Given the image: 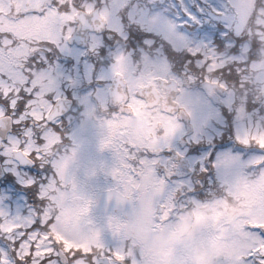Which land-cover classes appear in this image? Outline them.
<instances>
[{"label": "snow or ice", "instance_id": "6c2138e0", "mask_svg": "<svg viewBox=\"0 0 264 264\" xmlns=\"http://www.w3.org/2000/svg\"><path fill=\"white\" fill-rule=\"evenodd\" d=\"M104 7V0H95L93 8ZM49 10L69 17L61 27L59 45L40 42L24 62V83L0 89V117L7 125L0 132V264H198L199 255L222 233L231 246L213 257L211 264H264V215L259 214L264 212V193L250 215L247 206L228 192L229 182L260 179L264 143L242 144L234 132L241 151L217 150L214 155L211 149H204L215 139L211 135L215 125L222 119L227 122L225 110L236 115L228 102L230 90L244 92L246 111L264 116V104L248 95L244 80L254 65L264 62V0H252L250 5L248 0H178L171 7L158 0H129L117 11L121 31L79 29L78 21L71 17L84 10L83 0H47L44 7L28 8L19 15L21 19L44 16ZM241 23L243 27H238ZM8 37L11 46L18 43L11 33ZM53 50L73 61L90 54L95 62L82 82L67 76L66 71L53 72L64 79L45 98L54 104L58 92L62 93L66 107L54 119H37L31 110L41 91L34 84L37 75L50 67L72 70L48 59ZM77 51L80 56L75 55ZM122 54L135 68L133 76L150 74L157 87L167 91V103L173 110L148 106L177 119L175 136L159 148L133 142L135 138L127 133H117L113 142L101 139L95 131L92 117L100 115L103 106L98 94L108 86L104 70ZM65 79L71 85L80 83L83 100ZM0 80H8L7 74L0 73ZM135 95L148 100L140 92ZM206 106L215 114L204 120ZM113 113L135 120L119 104L107 105L106 119L111 120ZM49 131L57 140L45 152ZM105 131L111 136L110 129ZM156 131L163 133V129ZM29 141L35 147L23 155ZM228 157L247 162L243 176L228 168ZM63 164L75 171L69 185L60 180L59 165ZM125 167L131 186L120 176ZM53 182L57 189L72 191L78 198H69L63 207L57 205L52 199L55 191L45 194ZM86 184L91 185V193L81 192ZM219 200L241 210L215 221L204 219ZM65 211L67 222L58 227ZM77 213L90 226L87 245L78 240ZM14 217L30 222L14 221L15 227H5V221ZM236 219L245 221L242 234L232 231ZM141 222L146 224L143 233L124 230ZM162 229L164 239L157 241ZM170 244L176 246L174 254H158V249L166 250Z\"/></svg>", "mask_w": 264, "mask_h": 264}, {"label": "flooded vegetation", "instance_id": "af4514ba", "mask_svg": "<svg viewBox=\"0 0 264 264\" xmlns=\"http://www.w3.org/2000/svg\"><path fill=\"white\" fill-rule=\"evenodd\" d=\"M1 1V0H0ZM5 4L3 6H6L9 8V5L11 7V20L3 21V14L5 9H0V67H1V60H4V54L8 55L7 52H4V49H9V37L8 34L11 33V39L18 41V43L15 44V49L17 52H12L13 59L11 60V63H9L10 67L6 68H0V73L7 74V77H12L14 74V77L17 76H23V81H19L18 84H23L24 81L27 79L24 70L23 65L24 62L27 60L28 56L31 55V53L34 51V49L40 45V42L42 41H51L57 45H59L60 38H61V27L66 24L69 20V17L66 15H58L54 10H49L44 17H47L48 14H54L59 17L58 20L53 19V23H56V25H49L48 23L52 22H44L46 24L45 27H54V33L55 35L52 37H40L36 38V36L32 37L30 39L28 36H20L19 32L21 31H29L33 32V28H35L36 20L31 19L30 16L32 15H25L23 18L25 20H20L21 23H19L20 13L24 12L28 8H41L44 6L42 4L41 6L33 5L32 1L25 0L23 4L21 5V9L18 8V3L16 0H4ZM109 4L110 0H104ZM8 2V3H6ZM10 3V4H9ZM95 3V0H83L84 4V10L86 12H91L96 10L93 8V4ZM46 5V4H45ZM1 6V5H0ZM1 6V7H3ZM106 7V6H105ZM98 9V12L101 17L105 19V26L104 28H112L116 31H121L122 26L120 25V28H117V26H113L111 23V16L113 15L112 12L107 11L106 9ZM77 12H74L71 19H75V15ZM35 17V16H34ZM14 19V20H13ZM32 23L27 28L25 27V23ZM78 26V25H77ZM38 27H40L38 25ZM85 28L90 29L93 32L99 31L100 29H103L101 25V20L97 17H89L87 24L85 25ZM84 28V29H85ZM7 36L8 42H5V37ZM39 37V36H38ZM20 38L25 39L24 41H21ZM143 38V37H142ZM139 43V42H137ZM11 49H13V46H11ZM24 50L27 53V56L23 61L14 58V54L16 56H19L20 50ZM40 52L41 55H43L44 48L40 46ZM75 55L80 56V52H76ZM48 59L53 62H61L65 67H70L72 70H63L59 66L57 67H50L48 72L40 73L37 75L36 80L34 81V84L39 85L40 89L42 91H45L44 84L48 85L50 81L42 82L40 81L39 77L41 75H46L47 77L54 78V82L58 86V82L60 79H64V77L61 76H54L53 72H61L66 71L67 76H71L72 79L82 82L86 78H88L91 74V65L95 62L94 58L89 55L87 56H81L78 61H73L72 58H65L61 56L58 52L53 50L50 54H48ZM117 67V68H114ZM99 68V63L97 62V69ZM52 71V72H51ZM135 71V68L131 65V62L129 61L127 55L122 54L120 56V59L118 62H116L113 66L109 67L108 69H105V78L108 80V86L105 90H103L98 95L100 96L101 100L103 101V106L101 109V113L98 116H93V120L98 122L97 127L95 128L96 133L100 136L101 139H108L111 138L113 142H115V136L117 133L123 134H130V136L134 137V141L136 143H139L141 145L148 144L153 148H159L160 146L166 144L169 142L170 138L175 136L178 128H177V119L175 116H168L164 113L160 112L159 109H153L149 110V105H159V107L164 108L166 102H167V91H161L159 87L154 82L153 77L148 74L144 75L141 74L140 76H133V72ZM118 73V74H117ZM251 76V75H250ZM245 81H247L249 86H253L254 77L250 78H244ZM252 80V81H251ZM65 83L69 84V86L77 93V97L81 100L84 99V97L81 95V93L84 91V89L80 86V83H77L76 85H71V83L65 79ZM17 84V85H18ZM113 86V90L111 92ZM5 87L14 88V84H7L5 86L4 80H0V89H5ZM151 88V91H146L147 89ZM253 88V87H252ZM57 89V88H56ZM51 91V88H48L46 90L45 96L48 92ZM71 94V89L68 90ZM140 92L143 95L148 96V100H141L138 99L135 95V93ZM253 97V96H250ZM229 98L231 99L232 107H234L235 102L237 103L239 99H237V96L230 90L228 94V102ZM58 99H66L63 94L56 96V101ZM64 101V100H63ZM56 103V102H55ZM55 103H50L47 101L46 105H40V109L44 110L45 112L40 115L37 119H40L42 117H49ZM67 101L64 102V105H62V108L64 110L66 106ZM73 103L75 104V100H73ZM108 104H119L123 109H126L127 111L132 113V116L135 117V120L133 121L131 117L128 116H120L118 113H113V118L111 120L106 119V113H107V105ZM210 110H213L210 106H206L202 119L207 120L213 115L210 114ZM89 111L91 112V105H89ZM215 114V113H214ZM225 115L227 116V110H225ZM254 116V115H253ZM252 116V118H253ZM5 122L2 117H0V130H4L5 128ZM108 128L111 130V136L105 131V128ZM157 129H163L162 134H157ZM215 129V130H214ZM212 130L211 135L215 137L212 144H206L204 146L205 151L208 149H211L213 151V154L215 155L217 153V150L223 151V146L226 145V137L225 133H223V119L220 120L216 125L215 128ZM209 132H211V129H208ZM53 132L49 131L46 135L47 139L50 141V135ZM55 134V133H53ZM31 133H29V136ZM56 135V134H55ZM57 140V139H56ZM56 140L53 141V143H56ZM35 145V143H34ZM33 145V146H34ZM51 143L47 144V149H50ZM24 151L28 154L31 150L24 149ZM204 153L202 152L201 155ZM126 155V153H125ZM63 174L62 176V182L63 183H69L71 184L75 179V171L72 169L70 164H63ZM61 176V175H60ZM121 179L124 183L128 184L130 182V177L128 173V169L125 167L120 172ZM149 187H153L152 185H149ZM82 191L91 193L92 187L90 184H86L82 186ZM223 203V200H220ZM76 217V220L79 221L80 225H77V231H78V240L83 237V232H86V230H90V226L88 224L87 219ZM223 211H214L209 213V220L215 221L218 219V216H222ZM124 230L129 233H135L140 234L146 231V224L144 222L138 223L133 226L125 227ZM188 228H185V231H187ZM105 238L111 242V237L107 236L105 234ZM164 236L161 234L157 237V241L163 240ZM74 243V241H72ZM220 245V244H219ZM170 249L168 252H165L164 248L158 249V254H163L164 256H170L174 254V246L173 244H170Z\"/></svg>", "mask_w": 264, "mask_h": 264}, {"label": "rangeland", "instance_id": "374dc122", "mask_svg": "<svg viewBox=\"0 0 264 264\" xmlns=\"http://www.w3.org/2000/svg\"><path fill=\"white\" fill-rule=\"evenodd\" d=\"M25 0H16V2L18 3V8L21 9V5L23 4ZM33 5H37L38 7L41 6L42 4L46 3V0H31ZM182 2V0H180ZM105 2V1H104ZM129 2V0H110L109 4L107 2H105V9L109 12H112L113 15L111 16V23L113 24V26H117V28H120V20L117 16V11L118 9L123 6L124 3ZM131 2L133 3H143L144 0H131ZM159 3L171 7L172 4L175 3V1L173 0H158ZM205 2L207 3V0H205ZM252 0H248L249 5L251 4ZM8 3V2H6ZM20 3V4H19ZM5 4L4 0L0 1V5L3 6ZM10 4V3H9ZM0 9L2 10L5 9L4 14H3V21H7V20H11V7L9 5V8L6 6L1 7ZM173 12L175 13V10H173ZM133 15L136 18H141L139 13L135 12L133 13ZM31 19L36 20L35 23V28H33V32H29V31H21L19 32L20 36H28L30 37V39H32V37L36 36V38H40V37H52L55 35L54 33V27H45L46 24L44 22H52V23H48L49 25H56V23H53V19L54 20H58L59 17L54 15V14H48L47 17L44 16H30ZM14 20V19H13ZM19 20H25L24 18L21 19H17ZM30 24L32 23H25V27H29ZM38 25L40 27H38ZM238 27H243V23H241L240 26ZM39 36V37H38ZM5 42H8L7 36L5 37ZM21 41H24L25 39L20 38ZM7 52L8 55L4 54V60H1V67H6L9 68L10 65L9 63H11V60L13 59V54L12 52H17V50L15 49V46H13V49H11L10 45H9V49L6 50L4 49V52ZM5 52V53H6ZM14 58H17L21 61H23L25 59V57L27 56V53L24 50H20V54L19 56H16L14 54ZM117 68V67H114ZM52 72V71H51ZM105 73V70H104ZM251 75V76H250ZM105 76V75H104ZM250 77H254L255 81L253 82V86H249L247 88V93L249 96H253L257 99H260L261 103L264 104V62H262L261 64L258 65H254L253 66V70L249 71V74L247 76H245L244 78H250ZM55 77L50 76L47 77L46 75H41L39 77L40 81L42 82V84L44 82L50 81L48 85L44 84V88L43 89H48L51 88V91L56 90L57 88V84L54 82ZM24 77L23 76H17L14 77V74L12 77H9L8 80H4V84L5 86H7V84H11L14 86L18 84L19 81H23ZM253 87V88H252ZM8 88L5 87L4 90H7ZM45 91H40L37 94L36 99L33 101L32 106H31V110L33 115L38 118L40 117V115L42 113H44L45 111L40 109V105H46L47 104V99L45 98ZM61 93L58 92L57 96L60 95ZM237 96V99H239V101L234 105V109H236V115L235 117H232V122L234 124V132L237 135V137L239 138L241 143H249V144H261L264 143V116H259L257 115L255 112H248L245 109V104H244V92H242L241 90L237 89L233 95ZM231 99L229 98V103L231 104ZM213 110H210V114L214 115V113L212 112ZM254 115V116H253ZM253 116V118H252ZM96 124V127L98 125V122L94 121ZM215 130V129H214ZM48 134V133H47ZM46 134V135H47ZM57 139V136L55 134H51L50 135V141L47 139L48 143H51V146L54 144L53 141H55ZM111 139V138H110ZM47 144L44 146L43 150L45 152H47L49 149H47ZM34 142L29 141L28 143V150H32V148L35 147ZM50 146V147H51ZM225 150H229V149H225ZM223 150V151H225ZM227 166L229 169H234L236 174L239 176H243L244 172H243V165H246L247 162L240 160L239 158H235V157H228L227 158ZM60 168V180L62 182V176L64 177V172H63V168L62 165H59ZM74 170V169H73ZM63 183V182H62ZM65 185H69V183H63ZM126 184V183H125ZM129 186H131V183H128ZM51 191H55L56 195L52 197L53 200L56 201L57 205L63 207L65 202L69 199L72 198L73 200H76L77 194L72 192V191H61L60 189L56 188V183L53 182L51 184L48 185V187L45 189V194L47 195L49 192ZM81 192H85L82 191ZM229 195H231L232 197L235 198V200L239 201L241 205L247 206L246 207V211L251 215L252 214V206L255 204V202L257 201V198L264 193V173L261 174L260 179H258L255 182H239V183H231L229 182V189H228ZM227 202V201H226ZM220 203V202H219ZM228 205H231L227 202ZM83 205H81L82 207ZM226 204H224V200H223V204H218L216 205V207L213 208L214 211H218L217 208H222L223 209V215L225 213H233V212H237L240 211L241 209H236L233 208V210H229V211H224ZM212 210V211H213ZM222 212V211H219ZM80 214V213H79ZM260 215H264V212L259 213ZM76 217H78V213L76 215ZM85 218L84 215H79V218ZM220 216H218L219 218ZM204 219H206L207 221L209 220V215L205 214V216L203 217ZM255 218V217H254ZM68 219V214L67 211H65L64 215L58 220V227L62 226L64 223L67 222ZM26 223V222H30V220H27V218H20V217H14L13 219H8L5 221L4 226L5 227H15V223ZM77 225H80L79 221L76 220ZM232 231L235 233H241L242 234V220L240 219H236L232 225ZM83 237L79 239L80 242H82L83 244L87 245L88 243L91 242V237H90V230H86V232H83ZM218 240H221L220 243L223 244V250L221 249H205L198 257V264H211V261L213 259V257H215L216 255H218L220 252L226 250L227 248H229L231 246V241H229L226 238L225 234H221L220 236L217 237ZM217 240V241H218ZM214 241V240H213ZM211 242L210 246L213 248H216L215 246L219 247V244L217 241ZM75 242V241H74ZM71 243V242H70ZM228 244L230 246H228ZM174 246V252L176 251V246L175 244H173ZM27 246L25 245V250H26ZM170 249V246L167 247L166 250H164L165 252H168Z\"/></svg>", "mask_w": 264, "mask_h": 264}, {"label": "water", "instance_id": "95a60500", "mask_svg": "<svg viewBox=\"0 0 264 264\" xmlns=\"http://www.w3.org/2000/svg\"><path fill=\"white\" fill-rule=\"evenodd\" d=\"M59 106H60V103L57 104V107H59ZM167 107H170V106L168 105V103H167Z\"/></svg>", "mask_w": 264, "mask_h": 264}]
</instances>
